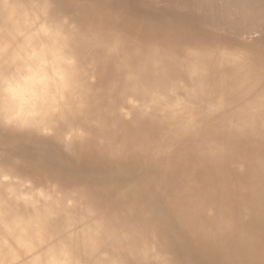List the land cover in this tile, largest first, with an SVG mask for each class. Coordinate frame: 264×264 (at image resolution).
I'll return each mask as SVG.
<instances>
[{
	"label": "bare ground",
	"instance_id": "bare-ground-1",
	"mask_svg": "<svg viewBox=\"0 0 264 264\" xmlns=\"http://www.w3.org/2000/svg\"><path fill=\"white\" fill-rule=\"evenodd\" d=\"M0 264H264V0H0Z\"/></svg>",
	"mask_w": 264,
	"mask_h": 264
}]
</instances>
